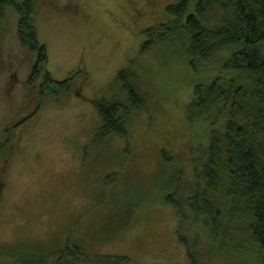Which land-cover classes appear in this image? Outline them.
Returning a JSON list of instances; mask_svg holds the SVG:
<instances>
[{
    "label": "rangeland",
    "instance_id": "rangeland-1",
    "mask_svg": "<svg viewBox=\"0 0 264 264\" xmlns=\"http://www.w3.org/2000/svg\"><path fill=\"white\" fill-rule=\"evenodd\" d=\"M180 1L33 0L53 80L44 86L42 75L32 77L33 87L27 79L35 56L18 40L15 9H5L0 264H68L59 258L72 245L84 256L74 264H98L103 256L130 264H259L240 222L223 219L215 239L190 207L205 183L210 132H222V123L189 121L186 109L196 85L206 88L225 74L233 49L192 69L186 17L198 0H184L180 15L169 13ZM222 15L213 4L200 18L217 28ZM127 67L144 106L131 111L126 136L97 139L95 101L125 95L115 79Z\"/></svg>",
    "mask_w": 264,
    "mask_h": 264
},
{
    "label": "trees",
    "instance_id": "trees-1",
    "mask_svg": "<svg viewBox=\"0 0 264 264\" xmlns=\"http://www.w3.org/2000/svg\"><path fill=\"white\" fill-rule=\"evenodd\" d=\"M213 4L221 6L223 12L217 28L206 26L200 18ZM185 6V1H180L169 6L168 12L180 15ZM8 7L18 15L20 44L35 56L28 84L33 87L32 77L39 75L44 78V86L51 84L46 47L37 38L33 0H0V22ZM186 26L187 58L194 70L197 61L208 63L216 53L233 49L222 64L225 74L206 88L196 85L186 109L189 121L203 117L213 127L222 123V132L214 128L210 132L201 169L205 183L194 194L190 207L204 215L203 223L215 239L222 233L223 219L240 222L258 248L259 264H264V0H198L196 12L186 17ZM115 81L125 95L95 101L101 119L97 139L112 133L126 136L131 111L144 106L136 78L128 67L117 73ZM56 84L64 86V82ZM174 205L180 209L177 202ZM83 258V253L72 245L65 248L59 261L66 259L74 264ZM97 259L98 264H130L125 256Z\"/></svg>",
    "mask_w": 264,
    "mask_h": 264
}]
</instances>
